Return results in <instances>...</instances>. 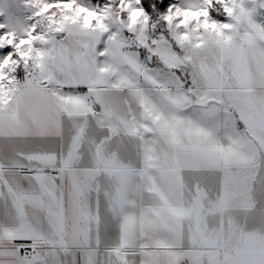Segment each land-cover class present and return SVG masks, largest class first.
<instances>
[{"label": "snow or ice", "instance_id": "6c2138e0", "mask_svg": "<svg viewBox=\"0 0 264 264\" xmlns=\"http://www.w3.org/2000/svg\"><path fill=\"white\" fill-rule=\"evenodd\" d=\"M0 264H264V0H0Z\"/></svg>", "mask_w": 264, "mask_h": 264}, {"label": "rangeland", "instance_id": "374dc122", "mask_svg": "<svg viewBox=\"0 0 264 264\" xmlns=\"http://www.w3.org/2000/svg\"><path fill=\"white\" fill-rule=\"evenodd\" d=\"M93 2H95V0H93Z\"/></svg>", "mask_w": 264, "mask_h": 264}]
</instances>
